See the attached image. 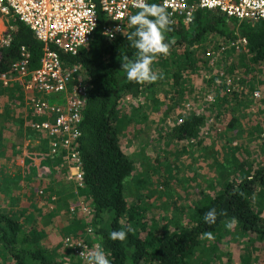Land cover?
Listing matches in <instances>:
<instances>
[{
  "label": "rangeland",
  "instance_id": "rangeland-1",
  "mask_svg": "<svg viewBox=\"0 0 264 264\" xmlns=\"http://www.w3.org/2000/svg\"><path fill=\"white\" fill-rule=\"evenodd\" d=\"M0 22V30L12 32V17L0 15ZM221 39L209 33L200 42V66L196 72L185 71L182 83L186 84L180 86L178 94L159 79L153 83L156 98L125 97L118 108L123 116L117 124L119 145L133 162V171L124 185L126 200L144 207L156 221V228L164 225L172 229L185 224L202 198L216 192L228 176L237 180L242 171L251 172L264 161V59L250 62L246 45L218 53V44L226 42ZM181 50L179 47L176 52ZM227 68L240 82L234 99L229 97L228 88L214 85L207 77L215 76L221 69L229 72ZM254 87L260 90L258 100L250 96L249 90ZM240 89L244 92L240 93ZM205 93L212 96L213 102H203ZM221 96L227 103L214 110V103ZM192 113L203 117L197 134L180 141L170 139L167 134L171 127ZM31 133L35 139L27 152L28 156L34 153L37 157V153L46 151V140L36 130ZM22 151L26 154V149L20 147L19 160ZM24 170L23 167V173L2 181L6 192L19 193L17 184L22 182L23 191L0 198V210L11 212L23 229L33 226L40 231V244L60 264H83L68 254L61 243L65 235L90 231L89 201L68 179L67 162L57 156L53 162L36 166L34 174H25ZM250 202L263 222L264 188L258 187ZM81 206L87 207L86 211L82 212ZM227 222L213 233V240L200 238L188 257L189 264H264V244L236 225L228 229ZM0 264L11 262L0 256Z\"/></svg>",
  "mask_w": 264,
  "mask_h": 264
},
{
  "label": "trees",
  "instance_id": "trees-1",
  "mask_svg": "<svg viewBox=\"0 0 264 264\" xmlns=\"http://www.w3.org/2000/svg\"><path fill=\"white\" fill-rule=\"evenodd\" d=\"M93 1L97 8V19L91 38L73 55L59 53L64 61L78 64L85 71L87 84L80 110L76 150L82 172V187L78 191L81 190L80 194L89 201L90 231L65 236L80 237L87 243L93 241L100 244L109 254L111 264H189L188 257L200 241L201 233L216 234L232 217L238 221L236 227L240 231L264 244V221L260 222L250 202L257 188H264V161L251 172L242 171L237 180L228 176L216 192L202 198L186 223L177 228L170 229L164 225L156 228V221L146 214L144 207L127 202L124 185L133 171V162L119 145L117 124L123 116L119 115L118 108L125 97L141 96L150 100L155 94L153 83L130 82L121 68L123 56L135 58L136 50L129 46L125 37L133 27L127 21L119 35L112 39L105 38L101 33L105 20L98 10L97 0ZM148 2L159 5V0ZM209 33L219 36L223 41L242 37L249 52V61L264 59V18L236 23L217 12L197 9L190 23L171 25V31L166 33V42L170 43L169 54L157 56L152 65L153 70L162 74L163 84L175 94H178L181 85L186 84L182 83L185 71L198 70L199 61L202 60L197 50H203L200 42ZM20 45L28 50L31 66H36L42 44L26 26L14 19L9 44L0 48V74L9 72V64L16 59L17 47ZM179 47L183 50L177 53ZM227 69L228 73H233ZM219 87L224 88L222 84ZM239 91L244 92L241 89ZM229 93V97L234 99V89ZM226 103L225 97L221 96L214 103V110H219ZM202 122L201 115L188 114L178 119L167 135L175 141L193 138ZM232 122L231 119L228 125L231 126ZM213 207L218 212L226 210L228 215L219 216L214 224H205L204 213ZM129 225L135 231L129 232L124 242L109 239L113 230H122ZM77 228L75 226L74 229ZM74 229L71 228L72 231ZM40 238L41 232L35 227L23 229L11 212L0 210L2 258L9 259L11 264H60L40 244Z\"/></svg>",
  "mask_w": 264,
  "mask_h": 264
},
{
  "label": "built area",
  "instance_id": "built-area-1",
  "mask_svg": "<svg viewBox=\"0 0 264 264\" xmlns=\"http://www.w3.org/2000/svg\"><path fill=\"white\" fill-rule=\"evenodd\" d=\"M159 5L170 14L173 26L190 23L197 9L217 12L236 23L264 18V0H159ZM97 6L105 20L101 33L107 39L119 35L128 17L137 11L133 0H97ZM96 9L93 0H0V15L20 21L42 44L36 66H31L28 50L20 45L7 72L30 93V107L33 115L38 117L31 126L43 134L47 146L45 152L37 153V158L53 162L55 157H62L68 164V179L76 191L82 187L76 143L80 110L87 90L86 74L78 64L64 61L59 53L73 55L86 45L96 24ZM10 35L6 31L0 34V48L9 44ZM244 45V38L235 37L219 43L217 52ZM7 73L0 74V81L4 84ZM207 77L214 85L222 84L228 91L239 88L238 77L226 70H218L215 76ZM250 96L258 100L259 88H251ZM202 99L205 103L211 102L212 96L205 93ZM86 209L85 206L80 207L82 212ZM62 245L87 264L86 255L82 256L80 252L86 254L96 243L65 236ZM61 264L68 263L64 261Z\"/></svg>",
  "mask_w": 264,
  "mask_h": 264
},
{
  "label": "clouds",
  "instance_id": "clouds-1",
  "mask_svg": "<svg viewBox=\"0 0 264 264\" xmlns=\"http://www.w3.org/2000/svg\"><path fill=\"white\" fill-rule=\"evenodd\" d=\"M133 6L137 11L128 17V23L133 30L126 35L123 34L129 46L136 50L135 58L123 56L121 68L130 82L156 83L162 78V74L153 70L152 65L157 56L169 54L170 43L166 42V33L171 31L173 21L165 8L156 3H149L148 0H133ZM227 215L226 210L221 209L218 212L213 207L204 213L203 220L205 224H214L219 216ZM237 223L236 218L232 217L226 227L232 229ZM133 231L135 229L130 225L122 230H113L109 234V239L124 242L128 238V233ZM201 238L213 240L215 237L212 232H203ZM80 255H86L87 264H111L109 254L100 244L88 249L86 254L80 252Z\"/></svg>",
  "mask_w": 264,
  "mask_h": 264
},
{
  "label": "crops",
  "instance_id": "crops-1",
  "mask_svg": "<svg viewBox=\"0 0 264 264\" xmlns=\"http://www.w3.org/2000/svg\"><path fill=\"white\" fill-rule=\"evenodd\" d=\"M3 31L0 30V34ZM29 98L30 93L22 89L20 81L14 75L7 73L5 84L0 81V198L17 196L23 191L22 182L21 185L17 184L19 193H15L16 190L6 192L2 181L12 178L14 174L23 173V167L24 173L30 175L36 172V166L38 168L40 164H46L45 161L38 160L34 153L28 156V146L31 147L35 139L31 133L35 129L31 125L38 118L32 113ZM20 147L26 149V154L22 151L19 160ZM29 165L31 166L28 167ZM28 180H31L30 177Z\"/></svg>",
  "mask_w": 264,
  "mask_h": 264
}]
</instances>
